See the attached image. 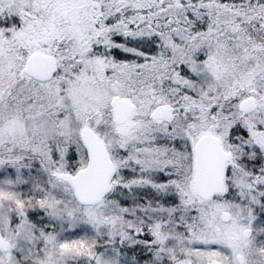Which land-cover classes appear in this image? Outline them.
<instances>
[{"label":"snow or ice","instance_id":"snow-or-ice-1","mask_svg":"<svg viewBox=\"0 0 264 264\" xmlns=\"http://www.w3.org/2000/svg\"><path fill=\"white\" fill-rule=\"evenodd\" d=\"M0 264H264V0H0Z\"/></svg>","mask_w":264,"mask_h":264}]
</instances>
